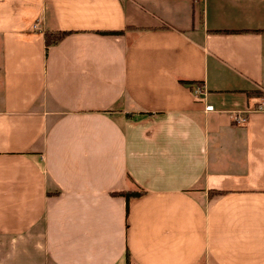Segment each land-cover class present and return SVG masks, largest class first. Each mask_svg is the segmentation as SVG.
I'll return each mask as SVG.
<instances>
[{"label": "crops", "instance_id": "1", "mask_svg": "<svg viewBox=\"0 0 264 264\" xmlns=\"http://www.w3.org/2000/svg\"><path fill=\"white\" fill-rule=\"evenodd\" d=\"M262 96L264 0H0V264H264Z\"/></svg>", "mask_w": 264, "mask_h": 264}, {"label": "trees", "instance_id": "2", "mask_svg": "<svg viewBox=\"0 0 264 264\" xmlns=\"http://www.w3.org/2000/svg\"><path fill=\"white\" fill-rule=\"evenodd\" d=\"M122 31H123V29L113 30V31H111V30L104 31L103 30L102 32L119 33V32H122ZM66 33H67L66 30L46 29L43 32L44 48H46L49 44L55 43L56 41L60 40ZM212 192H216V191H212ZM139 193H140L139 191H134V190H123V191H114L113 192V194H118V195L124 196L126 200L128 199V197H130V196H136ZM125 257H126V260H127L128 259L127 252L125 254Z\"/></svg>", "mask_w": 264, "mask_h": 264}, {"label": "built area", "instance_id": "3", "mask_svg": "<svg viewBox=\"0 0 264 264\" xmlns=\"http://www.w3.org/2000/svg\"><path fill=\"white\" fill-rule=\"evenodd\" d=\"M199 90L198 89H195L194 90V92H198ZM211 105L210 104H206L205 106H204V108L205 109H211ZM258 108L260 109V110H264V96H262L261 97V100H260V102H259V104H258ZM235 118V120L238 122V121H244V119H245V117L244 116H235L234 117Z\"/></svg>", "mask_w": 264, "mask_h": 264}, {"label": "rangeland", "instance_id": "4", "mask_svg": "<svg viewBox=\"0 0 264 264\" xmlns=\"http://www.w3.org/2000/svg\"><path fill=\"white\" fill-rule=\"evenodd\" d=\"M5 264V263H4ZM6 264H8V263H6ZM10 264V263H9Z\"/></svg>", "mask_w": 264, "mask_h": 264}]
</instances>
